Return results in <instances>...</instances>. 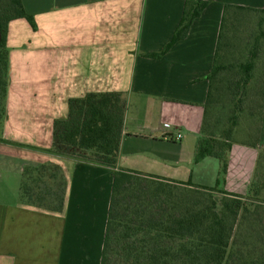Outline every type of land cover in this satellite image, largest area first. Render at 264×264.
Wrapping results in <instances>:
<instances>
[{"label": "crops", "instance_id": "0c3cea01", "mask_svg": "<svg viewBox=\"0 0 264 264\" xmlns=\"http://www.w3.org/2000/svg\"><path fill=\"white\" fill-rule=\"evenodd\" d=\"M186 37L159 58L184 0H21L7 25V92L0 119V264H100L112 190L110 169L51 152L68 101L121 93L126 102L118 167L212 188L219 161L195 160L206 136L209 92L226 7L264 0H205ZM181 134L180 140L176 135ZM221 190L248 192L257 150L232 143ZM54 186L35 195L28 180ZM45 180V179H44ZM45 186V182L43 184ZM22 186L30 194L22 193ZM31 195V196H30ZM52 204V206H48Z\"/></svg>", "mask_w": 264, "mask_h": 264}, {"label": "trees", "instance_id": "16d2710c", "mask_svg": "<svg viewBox=\"0 0 264 264\" xmlns=\"http://www.w3.org/2000/svg\"><path fill=\"white\" fill-rule=\"evenodd\" d=\"M207 6L205 0H184L180 22L162 52L150 54L159 58L176 42L184 39L192 22ZM226 7L220 24L212 70L209 75V92L205 116L211 102L212 80L219 73V55L224 24L237 12L248 11ZM25 18L35 28L33 19L23 9L21 0H3L0 7V119L7 92L8 50L7 25L11 20ZM243 86L252 80L254 60L242 64ZM126 102L121 93H88L68 101L66 119L53 123L51 152L87 163L104 166L112 172V190L108 220L100 264H264V218L253 212L256 227L250 237L239 243L243 221L249 219L254 202H242L259 196L258 184L250 182L246 197L221 190L227 172V152L232 144L215 138L200 139L195 160L207 156L220 163L218 179L212 188L156 178L118 167L120 139L124 124ZM224 138H228V135ZM143 183H145L143 185ZM182 186L189 189L220 193L233 197L211 205H200L189 195L182 203L173 190ZM24 195L30 191L22 186ZM250 194V195H249ZM31 196V195H30ZM218 204V205H217ZM237 226V227H236ZM241 242V241H240Z\"/></svg>", "mask_w": 264, "mask_h": 264}, {"label": "rangeland", "instance_id": "374dc122", "mask_svg": "<svg viewBox=\"0 0 264 264\" xmlns=\"http://www.w3.org/2000/svg\"><path fill=\"white\" fill-rule=\"evenodd\" d=\"M2 4L3 0H0V7ZM221 44L218 62L220 70L212 80L211 102L206 116V137L255 148L257 161L251 182L257 183L259 188L261 185L259 196L251 200L242 199V202L248 200L258 206L251 207L249 219L242 220L241 212L239 213L237 220L243 223L236 227L239 231L238 241L242 244L258 228L257 222L252 219L253 212L264 218V13H235L232 20L224 24ZM251 59L254 60L252 80L248 86H243L245 78L241 66ZM227 135L228 138H224ZM26 184L32 191L36 188L35 195L44 194L48 197L46 200H50L48 193L51 190L47 186L52 188L54 184L48 177L44 176L42 183L28 180ZM176 188L178 189H174L173 194L182 204L189 195L200 205H211L212 199L216 203L223 199L233 200V197L216 192L191 189L193 192L189 193L188 188Z\"/></svg>", "mask_w": 264, "mask_h": 264}, {"label": "built area", "instance_id": "2783aa9c", "mask_svg": "<svg viewBox=\"0 0 264 264\" xmlns=\"http://www.w3.org/2000/svg\"><path fill=\"white\" fill-rule=\"evenodd\" d=\"M181 137H182V135H181V134H177L175 139L178 141V140H180V139H181Z\"/></svg>", "mask_w": 264, "mask_h": 264}]
</instances>
